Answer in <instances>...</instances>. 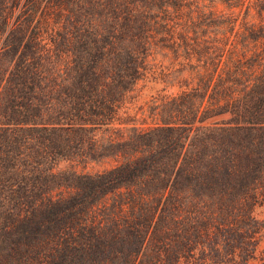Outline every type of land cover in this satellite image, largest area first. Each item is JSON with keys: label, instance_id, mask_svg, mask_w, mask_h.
Masks as SVG:
<instances>
[{"label": "trees", "instance_id": "trees-1", "mask_svg": "<svg viewBox=\"0 0 264 264\" xmlns=\"http://www.w3.org/2000/svg\"><path fill=\"white\" fill-rule=\"evenodd\" d=\"M263 181L264 0H0V264H195Z\"/></svg>", "mask_w": 264, "mask_h": 264}, {"label": "rangeland", "instance_id": "rangeland-1", "mask_svg": "<svg viewBox=\"0 0 264 264\" xmlns=\"http://www.w3.org/2000/svg\"><path fill=\"white\" fill-rule=\"evenodd\" d=\"M221 8L222 5H218ZM160 87L158 83L150 81H138L133 88L127 92L119 111L121 123L114 122L113 125L141 124L147 125L150 122L148 109L150 98L156 94ZM163 93H173L175 89L169 88L162 90ZM140 108L145 109L147 113H141ZM212 120V119H209ZM263 151V148H261ZM77 159V160H76ZM116 163L115 157L84 155L82 158L70 156L68 159H59L55 162V167L62 170L65 177L70 175V168H75L77 172H94L103 168H108ZM264 191V181L262 184ZM264 193V192H263ZM252 219H239L232 222L229 227H221L216 230V235L212 233L213 238L210 248L205 251L210 252L211 257H201L197 255L195 264H264V196L263 199L252 207ZM215 236V237H214ZM205 239L204 235L201 236ZM209 242V240L207 241Z\"/></svg>", "mask_w": 264, "mask_h": 264}]
</instances>
